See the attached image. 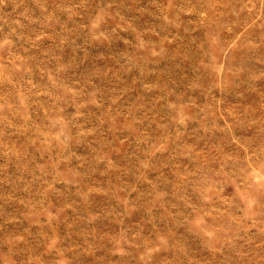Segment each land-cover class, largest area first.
Listing matches in <instances>:
<instances>
[{
    "label": "rangeland",
    "instance_id": "374dc122",
    "mask_svg": "<svg viewBox=\"0 0 264 264\" xmlns=\"http://www.w3.org/2000/svg\"><path fill=\"white\" fill-rule=\"evenodd\" d=\"M0 264H264V0H0Z\"/></svg>",
    "mask_w": 264,
    "mask_h": 264
}]
</instances>
